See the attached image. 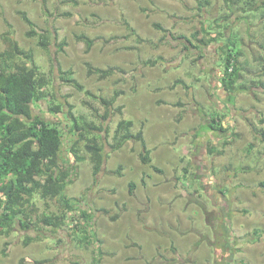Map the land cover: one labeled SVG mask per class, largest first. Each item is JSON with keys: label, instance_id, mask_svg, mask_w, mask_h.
Segmentation results:
<instances>
[{"label": "rangeland", "instance_id": "obj_1", "mask_svg": "<svg viewBox=\"0 0 264 264\" xmlns=\"http://www.w3.org/2000/svg\"><path fill=\"white\" fill-rule=\"evenodd\" d=\"M19 12L37 33L49 36L47 51L27 35ZM226 14L223 0H46L45 8L34 0H0V36L12 31L52 81L49 92L72 105L76 115L98 122L93 110L102 115L104 106L60 82V71L72 72L97 97L123 92L103 124L108 134L101 135V172L93 176L85 160L65 191L85 200L81 209L93 217L95 243H79L68 224L57 233L43 228L41 239L28 245L25 237L35 232L15 229L0 238V264H89L94 256L99 264H264V143L256 132L264 130V15L236 12L226 19V33L240 43L239 77L231 95L218 82V45L187 52L183 40L173 39L185 35L194 43L201 21ZM81 37L93 41L90 49ZM5 48L0 37V52ZM148 60L155 65L144 64ZM88 64L115 71L100 79L89 73ZM218 109L236 134L224 148L205 129ZM36 112L48 121L62 119L49 114L45 102ZM120 119L132 120L134 133L143 128L151 165L159 173L141 162L138 142L111 149ZM210 142L223 154H208ZM80 150L87 158L82 145ZM184 169L187 179L181 177ZM34 204L36 214L59 209L54 200Z\"/></svg>", "mask_w": 264, "mask_h": 264}, {"label": "trees", "instance_id": "obj_2", "mask_svg": "<svg viewBox=\"0 0 264 264\" xmlns=\"http://www.w3.org/2000/svg\"><path fill=\"white\" fill-rule=\"evenodd\" d=\"M34 1H39L43 8L46 7V0ZM257 2L258 0H223L226 16L201 21L199 31L192 36L194 43L185 35L173 36L174 40H183V50L187 52L213 44L218 45V50L222 54V71L218 82L228 95L234 92V85L239 77L237 57L240 43L226 33L228 30L226 19L236 12L246 15L249 12L260 11V14L264 15V0L261 6L257 5ZM19 14L29 27L27 35L37 37L39 47L47 51L49 36L37 33L25 12ZM156 28L167 32L159 25H156ZM199 34L201 38H198ZM0 37L6 45L5 50L0 52V238H9L15 229L34 231V237H25L24 244L28 245L41 239L39 235L43 228H50L52 232L57 233V230L68 224L72 235L76 236L79 243L90 246L95 243V235L91 232L93 217L88 210L81 209V204L85 205L84 199L70 198L65 191L72 183V178L76 176L78 165L85 160L88 159L90 162L93 176L101 172L104 162L101 135L103 132L105 135L108 134V129L103 128V124L111 116L112 107L123 92H115L111 98L97 97L84 90L72 72L60 71L58 75L60 82L98 99L104 106L102 115L93 110V116L98 118V122L89 121L83 115H76L74 107L68 102L60 103L56 96L49 92L48 87L52 81L34 63L33 53L21 48L13 39L10 29ZM80 39L90 49L93 41L84 37ZM51 40L54 41V38ZM155 63V60L144 62L150 66H154ZM88 68L90 74L97 75L100 79L114 74L115 71L113 68L106 70L93 68L89 64ZM262 71L264 73V68ZM40 102L47 103L49 114L54 117L61 116L62 119L52 122L46 120L42 112L37 114L36 107ZM117 111H121L120 108H117ZM225 117L220 109L215 110L205 125V129L222 140L220 144L222 148L229 144L231 136H236L229 126L224 125ZM134 127L132 120L120 119L112 132L111 149H121L128 141L138 142L143 150L140 154L141 162L159 173L160 170L151 165L150 150L144 141L143 128L134 133ZM256 132L263 136L264 143V130ZM81 145L88 155L87 158L85 154H81ZM65 148L66 157L63 156ZM207 153L222 155L223 150L210 142L207 144ZM183 172L181 177L187 179V170L184 169ZM261 185L264 186V183ZM135 187V183L131 182L129 192L132 193ZM35 199L54 200L59 209L55 213L36 214ZM59 241L60 239L56 243ZM4 245L7 246L8 243L5 242ZM99 262L100 258L94 256L89 264ZM70 264L82 263L72 261Z\"/></svg>", "mask_w": 264, "mask_h": 264}]
</instances>
